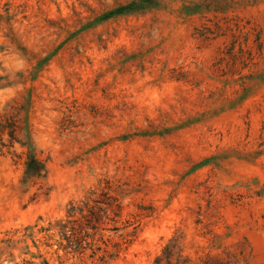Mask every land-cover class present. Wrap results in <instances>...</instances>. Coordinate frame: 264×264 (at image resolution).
<instances>
[{"label":"rangeland","instance_id":"rangeland-1","mask_svg":"<svg viewBox=\"0 0 264 264\" xmlns=\"http://www.w3.org/2000/svg\"><path fill=\"white\" fill-rule=\"evenodd\" d=\"M0 147V264H264V0H0Z\"/></svg>","mask_w":264,"mask_h":264},{"label":"trees","instance_id":"trees-1","mask_svg":"<svg viewBox=\"0 0 264 264\" xmlns=\"http://www.w3.org/2000/svg\"><path fill=\"white\" fill-rule=\"evenodd\" d=\"M134 3L120 7L115 11L111 12L112 15L123 14L126 12L134 11L132 8ZM4 146V145H3ZM30 151L28 152L26 163H25V182L32 179H40L46 176V166L45 163L39 160L35 153L28 146ZM1 148V147H0ZM109 205V204H108ZM119 209V206H117ZM174 259V260H173ZM155 264H188L187 259L183 258L181 254L170 251V248H166L161 257H158Z\"/></svg>","mask_w":264,"mask_h":264}]
</instances>
